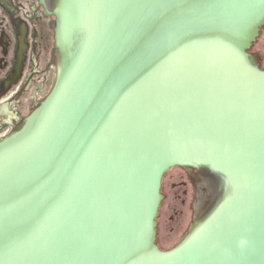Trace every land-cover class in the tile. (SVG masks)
I'll use <instances>...</instances> for the list:
<instances>
[{"label":"water","instance_id":"1","mask_svg":"<svg viewBox=\"0 0 264 264\" xmlns=\"http://www.w3.org/2000/svg\"><path fill=\"white\" fill-rule=\"evenodd\" d=\"M44 1L54 63L0 142V264H264V0Z\"/></svg>","mask_w":264,"mask_h":264},{"label":"flooded vegetation","instance_id":"2","mask_svg":"<svg viewBox=\"0 0 264 264\" xmlns=\"http://www.w3.org/2000/svg\"><path fill=\"white\" fill-rule=\"evenodd\" d=\"M44 2L47 10L50 11L47 0ZM52 23L55 26L54 17L47 15L40 0H0V132H5L4 136L0 138V142L19 130L30 114L25 116L22 114L25 109L30 110L35 103L32 98L27 100L24 98L26 92L36 83L39 85L35 90L41 89L47 83L49 65L53 64L54 61L51 60L53 58L51 55L52 58L50 57L49 64L43 65L44 60H42L41 52L43 51L44 55H46L45 51L47 54L51 52L49 51L48 31H51L52 48L55 50L54 26H52ZM263 34L264 25L260 28L257 38L250 46L248 54L251 48L254 47V43L261 39ZM21 53L23 57L21 67L17 70L18 58ZM252 58L255 59L252 63L254 62V65L264 70V68H261V64H264V58L257 52L253 53ZM175 168L184 171V178L190 184V188H192L191 181L195 182L198 179L196 173L202 170ZM170 171L164 174L161 188L164 177ZM159 210L160 205L158 212ZM157 228L158 225L156 224V236ZM185 232L178 238L181 239V242L188 236H185Z\"/></svg>","mask_w":264,"mask_h":264}]
</instances>
